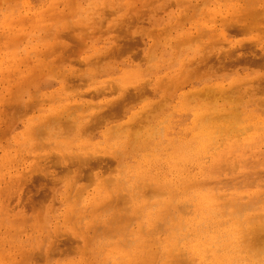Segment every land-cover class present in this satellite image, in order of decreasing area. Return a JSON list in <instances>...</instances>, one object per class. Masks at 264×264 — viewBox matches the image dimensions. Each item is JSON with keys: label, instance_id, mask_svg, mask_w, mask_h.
<instances>
[{"label": "rangeland", "instance_id": "374dc122", "mask_svg": "<svg viewBox=\"0 0 264 264\" xmlns=\"http://www.w3.org/2000/svg\"><path fill=\"white\" fill-rule=\"evenodd\" d=\"M47 1L49 0H0V34L2 37L4 36V38L0 36V264H36L37 261L41 262V264H112L104 251L110 247L108 240L114 241L117 239L115 237L119 232L117 233L114 230L117 227V224L124 225V229L118 225L119 228H121V231L117 228L120 233L123 230L129 234L131 230L137 229L138 222L137 220H132V218H129L123 212L118 213L114 211L105 204H101L98 208H95L96 212L95 209H83V205L80 202L77 204L78 199L81 201L94 194L96 186L95 179H93L94 177H91L88 181L86 178L79 181L75 178H69L78 169L77 164L70 159L63 160L62 153L58 151L60 148L56 147V144L60 141L57 135L58 133H61V123L74 122V109L68 107L65 110H60L59 115L61 116L58 117V120H56L55 123H51L50 120L45 121L47 117L43 114H45L47 110H50L52 106L57 105L56 101L50 99L51 96L49 93L54 92L60 85L64 84L67 86L66 83L68 82L71 94L75 95L77 92L75 88H77V86V89L80 91H86L90 85L99 84L98 80L101 78L104 79L106 73H108L107 76L110 74L109 71H106L107 68H115L116 66L121 65L119 62L121 61V58H129L127 51H124L121 52V58L113 55L103 58L100 60V63H98V60L94 61V59H91L93 61H88L89 57L94 58V56L97 55L94 50L96 47L95 45L100 48H107L118 42H120L118 45L122 43L125 44L129 40L130 43L135 44L133 49H136L137 55L136 57L133 56L131 60L136 64L143 63V60H141L143 54L149 55L152 64H154L156 61L158 62V59L163 53L170 56L173 53L172 50H174V48L187 49L188 43L178 41L179 35H181L179 34L180 23L174 20L171 13H178L180 16V22L184 24L182 27H186L190 30L193 37L199 36L200 33L204 35L207 28L211 25L215 30L221 29L224 25L229 26L228 29L225 26L227 29L226 33L234 40L235 44L233 45L226 44L224 42V37H217L215 33H211L207 36H213L212 38L216 39L208 42L213 48L212 53H224V56H222L224 62H230L233 59V56L230 54L235 56V60H237L236 57L243 58L244 56L246 57L247 54H250L248 56L249 58L255 56L259 57L262 54L264 55V0H185L186 2L181 3L179 7H175L174 4H169L167 7H157L156 9L155 5L148 9V2H150V0H131L130 9H132V12L134 11L135 14H128L130 16L129 18V16L126 15L125 10L123 11L122 9L123 12L120 11L121 9L119 10L120 12L118 11V13L123 14L124 16L126 15V21L127 19H131V21L129 20L130 24L128 21V24L125 23V25L127 24V28L124 24V26L122 25L124 29H122L119 35L116 32L108 30L113 15L111 14L108 17L107 13L103 14L106 12V9L104 8H107L105 6L106 3L103 2H106L107 0H79L80 3L77 0H75L76 2L74 0H72V2L70 0H51L50 7L44 8L41 15H34L33 11L36 8H41L47 3ZM66 1L70 2L69 5ZM246 2L251 5V7L245 5L247 4ZM57 3L60 4L56 6ZM124 4L125 3L122 4L124 6L122 7L125 9ZM252 4H254V6ZM72 5L76 7L77 11L73 10L74 7ZM10 6L13 7V9L10 8ZM69 6L70 8L72 7V10ZM100 8L104 9V12L102 11V13H99V11H101ZM141 8L144 9L142 10ZM146 8L150 12H148ZM14 10L17 11L15 12ZM48 10H50V12H48ZM204 10L207 12H204ZM244 11L246 13H243ZM68 12L70 15H67L69 18L67 22H70V25L74 26H70V28L68 27L69 29L67 30L65 29L68 26L65 22L67 17H64L63 14H68ZM72 12H76L77 14L75 13L74 15ZM45 14H49V16ZM56 14H58L59 17L66 18L65 21L61 22ZM92 14H94L93 17ZM102 14L104 15L103 18ZM249 14L250 16L252 14L251 18L248 17ZM32 15L35 17L34 20H32L35 21V23L30 21L33 19L31 17ZM212 16H216L215 21H212ZM254 16L255 18L253 20L252 18ZM22 18H26L24 19L25 21H23ZM53 18L55 20L58 19L60 24L65 22V27L62 28V25L58 24L59 22L54 23ZM27 19L29 22L24 23L23 25V22H26ZM80 19L83 21L85 20L88 27L90 28V26H92V28L87 30L88 27L86 25H84L85 28L82 26V28H84L82 31H88V34L84 37V40L78 44L76 41L78 40L77 37H74V35L76 36V32L77 36H79L78 31H73L74 29H78L79 23L78 26L75 24H77L76 22H79ZM256 19L258 20L256 21ZM12 20L17 21V24L15 22L13 23L16 26H13ZM18 20L22 21L23 26L21 25V22L18 25ZM99 20L101 25L98 23ZM135 20L136 22H134ZM8 21L10 22L9 24ZM247 21H250L251 24ZM30 22L35 25L37 24L36 27L35 25L32 26ZM252 22H256L254 24L259 23L255 29L248 30L252 27ZM57 24L61 26H59L60 30L65 29L66 31V35L65 33L63 35V42H66L69 47L71 46V48L76 50L73 53L74 56L72 54V58L69 57L68 60L66 58L62 62H60L62 60L60 59V55L62 54V47L64 46L61 42V45H58L57 43L58 46L52 53L48 55L47 53H43L48 50L49 46L58 42L59 35L52 33L55 37L58 36V39H54L51 36L52 34L49 33L50 29H53L55 32V25ZM51 25H54L52 26L53 28ZM98 25L102 28L99 29ZM243 25H246L248 29L245 28V30L240 31L235 29L236 26L239 28ZM93 28H97L96 30L99 31L95 32V29ZM15 31L18 33L17 40L13 37ZM67 31H69L68 34ZM213 31L214 30H212V32ZM248 31H251V33ZM11 32L13 33L11 34ZM206 34L207 33H205L204 36H206ZM54 40L57 41L55 42ZM194 40L195 41H193L192 44L197 50L192 56L195 58V61L204 63L206 61L205 56H207V46L205 47V43H202V40H200V43H196L198 41L197 37ZM18 41H21L19 45H15ZM110 41L112 42L110 43ZM214 43H216V46ZM243 43H247V45H244ZM10 46L13 47L12 54H9V50H11ZM16 48H20L18 49L19 55L17 56L14 55ZM23 53H25V56L21 55ZM189 55L190 54L187 52L183 57L186 58L187 56L186 59L189 60ZM177 58L179 59V56H177ZM57 59H59V61ZM178 59L171 58L168 63L172 64L174 63L173 61H177ZM232 61L230 63H232ZM187 63L188 65L190 64L188 61ZM237 64H234L233 69L230 67L229 70H222L221 73L220 70H216V72L210 70L211 75L209 74L208 85L209 87H215L217 86L215 83L219 82L221 83V87L224 88V91L229 90V87L232 85L237 90H240H238L239 92L235 91L236 89L234 90V94H236L238 98H217L216 101H218V105H227L228 110L234 113L235 120L232 122L234 129L231 125L230 129L232 128V130L236 132L234 133V131H230L236 139H243L247 134L251 133V130L247 128V123L242 125L239 123L240 119H236L242 114H244L243 116H246L248 112L247 106L253 102L255 103V101L264 100V91L261 92L259 85H257L258 80L261 78L262 81L264 80V68H262L261 62H258L257 65L254 63V66L249 64L246 65L247 63H245V65L244 63ZM169 66L171 67L172 65ZM83 67L85 69L84 71H81L83 70ZM77 70L79 71L78 76L80 75L79 77L81 78L79 82L80 85L78 84V80H76ZM68 74L70 75L69 78H67L69 76ZM175 74L176 76L173 74L172 76L178 79L183 76L184 73L176 72ZM81 75L84 79L86 77L85 80L88 79L89 81H87V83L85 80L82 81ZM146 76L148 77L149 75ZM231 79L234 81L235 85L234 83H230ZM191 81L194 82H188L182 85V88L178 90V94L190 91L192 87L196 85L195 83L198 82L196 80ZM148 83L151 84V81ZM71 87H73V89ZM256 87L258 88L255 89ZM234 94L233 96H235ZM109 96L110 95H103L102 98H108ZM72 97L75 96H71V98ZM156 99H158V97L154 98L150 96L146 98L144 102L150 103ZM139 101L140 100L138 99L127 100V105L133 104L135 105V108H138ZM239 111H242L241 115ZM103 123L104 122H102L100 126H103ZM47 125L52 127L51 133L48 131L46 132ZM95 130H101V127ZM68 131L69 134L72 129H68ZM259 131L264 134V123H260ZM61 137V140H64L63 137H66L67 141V136ZM221 139L218 141V145L222 147L223 140ZM46 145L47 148L45 147ZM127 147L129 146L124 145V148ZM251 151L252 153H249L250 155L248 153H246L247 155H244L248 162L250 161L249 158H251L259 165L261 169V171H259L260 174L254 172L256 175L259 174V176L257 175L255 177L254 173H249L246 178L241 171L237 174H225L224 172L219 174L218 172L216 174L217 178L208 181L209 183L207 182L208 185L206 184L205 187L208 191H214L216 193L215 203L219 207L212 212L211 216L220 217L223 221L225 220L232 223H234V216L235 219L240 218L239 221L243 223L244 228L246 229L238 230L234 234L237 238V242H248L247 236L251 235V232H254L256 235L253 233L254 236L252 235V238H259L258 242L255 241L253 243L255 245L260 244V246L262 245V247H264V229L260 230L256 226L258 223L262 222V226L264 227V138H262L258 144H254ZM102 156L104 157V154ZM53 157L55 158L53 159ZM231 157L232 156H230V158ZM68 160L72 163H67ZM232 160H234L233 162L235 164L237 163V159L235 161V158H232ZM236 165L238 166V163ZM243 165L244 167L242 165L241 167L248 168L249 164L246 163ZM49 166H52L53 168L51 167L52 169H49ZM66 168L69 169V172ZM63 170L66 173H64ZM65 175L66 177L63 178ZM53 177H55V181H53ZM254 177L255 181L253 180ZM244 180L247 182L245 183ZM23 181L24 183H22ZM258 183L260 185H258ZM245 189H248L252 193H246ZM164 198L167 197L165 196ZM230 208L235 210V215H230ZM190 209L185 210L186 213H190V215H187L188 217H192V210ZM173 211L164 216L165 221L168 222L169 217L175 215L176 211ZM254 220L257 224H254L256 227L253 226L252 228ZM113 226L116 227L114 228ZM127 227L129 228L127 229ZM248 227L251 228L247 229ZM253 229L255 230L253 231ZM143 231L145 232V230L139 229L137 232ZM242 231L245 232L242 233ZM246 231L248 232L246 233ZM159 233L161 237L169 235L165 234L167 233L165 228H162ZM248 233L250 234L248 235ZM121 234L123 235V232ZM128 234H126V239L128 238V240L127 243L125 240V243L126 245L128 244V246H131L132 244L129 240ZM115 242H117V240ZM110 244L113 243L110 242ZM147 248L149 249V252V246H147ZM262 255L264 256V254ZM149 261L150 262H148V259L146 260L136 256L134 258H129L128 264H147V262L148 264H152L153 261Z\"/></svg>", "mask_w": 264, "mask_h": 264}, {"label": "bare ground", "instance_id": "6f19581e", "mask_svg": "<svg viewBox=\"0 0 264 264\" xmlns=\"http://www.w3.org/2000/svg\"><path fill=\"white\" fill-rule=\"evenodd\" d=\"M70 1L72 2V0ZM77 1L79 2V0ZM130 1L131 0H107L106 2H103L106 3L105 6L107 8H104L106 9V12L103 11L104 9L100 8L101 11H99V13H102L103 11V14L107 13L108 17L111 14L113 15V17L111 18L112 22L108 26L109 31L116 32L119 35L122 29H124L123 26L125 25V23H127V21L129 22V20L131 21V19H127V21L125 20L126 15L131 13L135 14L134 11L132 12V9H130ZM185 2V0H150V2H148L149 7H147L149 9L150 7H154L155 5V9L157 7L164 8L169 4H174L175 7H179L181 3ZM67 3L69 5L70 2ZM123 3H125V9L123 8ZM50 4L51 0L47 1V3L44 4L41 8H36L33 11V14L36 16L41 15L44 11V8L50 7ZM59 4L57 3L56 6H58ZM245 5L249 4L247 3ZM252 5L254 6V4ZM249 6L251 7V5ZM13 7L10 6V8L12 9ZM74 8L73 10H76V7ZM122 9L123 11H126L125 16L118 13V11H122ZM245 11L243 13H246ZM48 12H50V10H48ZM204 12L207 11L204 10ZM72 13L75 15L76 12ZM65 15L63 14V16L67 17V19L64 17H59V15L58 19H60L61 22L65 21L66 19L65 22L68 26L65 29L68 30L71 26L70 22H67L69 20L68 16L70 14L68 12V14L65 13ZM93 15L94 14H92V17ZM171 15L176 22L180 23L179 34L181 35H179L178 41L188 43L187 47L189 48V50L188 48H174V50L170 49L173 51V53L170 55L172 57H170L166 53H163V55H161L159 59L157 58L158 62L156 61L154 64H152L149 55L143 54L141 56V60H143V63L136 64L131 60L133 56L136 57L137 55L136 49H133L135 47V44L130 43L129 40L125 44L122 43L118 45V43H120L118 42L115 45H111L107 48H100L99 46L95 45L96 47L94 50L97 55H95L94 58L89 57L88 61L94 59V61L98 60V63H100V60H102L103 58L113 55L121 58V52L124 51H127L130 59L121 58V61H119L121 65H118L115 68H107L106 71H109L110 74L107 76L108 73H106V77L104 76V79L101 78L100 80H98L99 84L92 86L90 85L86 89V91H80L79 89H77V86V88H75L77 92L75 93V95H73L70 92V85H68L69 82L66 83L67 86H65L64 84L58 86L54 92L49 93V95L51 96L50 99L52 101H56L57 105L52 106L50 110H47V112L43 114L47 117L45 121L50 120L51 123H55L56 120H58V117L61 116L59 115L60 110H65L68 107L74 109V122H63L60 125L61 133H58L57 135L60 141L57 142L56 147L60 148L58 151L62 153L63 160L70 159L77 164L78 169L74 172V174L71 177H69L68 175L70 179L75 178L80 181L81 179L86 178L88 181L91 177H94L93 179H95L96 184L94 194L92 196H88L86 199H82L81 201L80 199H78V203H76L79 204L80 202L83 205L82 208L88 210L98 208L101 204H105L107 207L113 209L114 211L118 213L123 212L129 218H132V220L134 221L137 220L138 222V227L137 229L135 228L136 230H131L129 234L128 232H124L122 230L123 235L121 234L122 232L120 233L121 228H119L118 226L120 225L123 228V224L118 223L117 227L115 226L116 228L113 226L115 228V232H119L115 237L117 238V242H115L116 240H108V244L110 245V247H108V249L104 251L106 252V256L112 262V264H128L129 258H134L136 256L146 260L148 259V262H150L149 260H152V264H264V256L262 255L264 254V247H262V245L260 246V244L255 245L253 243L255 241L258 242L259 238H252V235L254 236L255 234L254 232V234L251 232V235H249L250 233H248V242H237V238L234 234L238 230L246 229L244 228L243 223L239 221L240 218L235 219L234 216V223H232L225 220L223 221V219L220 217L211 216L212 212L217 210L219 207L215 203L216 193L214 191H208V189L205 187L208 181L215 180V178H217L216 174L218 172L219 174H222V172H224L225 174H237L241 171L247 178V175L249 173H259V171H261L259 165L256 164L251 158H249L250 161L248 162L244 154H251L252 146H254V144H258L261 139L264 138V134L259 131L260 123H264V100L260 101L257 99V102L255 101V103L253 102L252 104L247 106L248 112L246 116H243L244 114H242V111H239L240 115H242L238 116L236 120L240 119L239 123L242 125L247 123V128L251 130V133L247 134L243 139L239 137L242 140L236 139L230 131L232 130V128L230 129V125L231 127L234 126H232V122L235 120V117L233 115L234 113L228 110L227 105H218V101L216 100L217 98L225 99V97H227L226 99H230L231 97L236 98L237 96L236 94H234V92H239L240 90L238 89V91L232 85L229 87V90L224 91V88L221 87V83L217 82L215 83L217 86L209 87L208 82L209 74L211 75V71L216 72V70H220L221 73L222 70L227 71L225 69L229 70L230 67L233 69L234 64H237V62L238 64L244 63L245 65V63H247L246 65L249 64L252 66H254L255 64L257 65L258 62H261L262 68H264V55L262 54L259 57L254 55L258 58L257 59L253 56V58H249L248 56L250 54H247L246 57L243 55V58L236 57L237 60H235V56L233 54H230L233 56V61L231 60L232 63H230L231 61H227L229 64L227 62H224V60L222 59L224 53H212L213 48L208 42L214 41L216 39L212 38L213 36H207L211 33H215L217 37L223 36L224 42L226 44L233 45L235 44V42L226 33L229 26L224 25L221 29L215 30L211 25L207 28L206 31L204 30L205 33H207L206 36H204L205 33L204 35L200 33L201 35L199 34V36H196L198 38V41L196 43H200V40H202V43H205V47L207 46V56H205L206 61L204 63L197 62L192 56V54H194V52L197 50V48L192 44V42L195 41L194 39L196 37H193L192 32L186 27H182L184 24L180 22V16L178 15V13H171ZM47 16H49V14ZM251 16L249 14L248 17L251 18ZM31 17L33 19H31L30 21L34 20L35 17L33 15ZM103 17L104 15L102 16V18ZM254 18L255 16L252 19L254 20ZM24 19L23 21H25ZM58 19H56V21L53 18L54 23L59 22L58 24H60V21ZM211 19L212 21H215L216 16H212ZM257 20L258 19H256V21ZM14 22L17 24V21H13L12 24ZM20 22L22 25V21L19 20L18 25L20 24ZM28 22L29 21L27 19L26 22H23V25L24 23ZM32 22L35 23V21ZM32 22H30L31 25H35L32 24ZM65 22H63L64 24H60L62 25V28L65 27ZM134 22H136V20ZM247 22L251 24L250 21ZM9 23L10 22L8 21V24ZM76 23L77 24L75 25L78 26L79 23V26L78 29H74L73 32L78 31L79 36H77L76 32V36L74 35V37H77L78 40L76 41L78 42V44H80L79 42H82L84 40V37L88 34V31H82L85 28L84 25H86L87 27L88 25L85 20L83 21L81 19ZM98 23L100 24V20ZM254 23L252 24V27L250 29H248L246 25L239 27L240 24L238 26L239 28H237L236 26L235 29L239 31L245 30V28L248 30H253L257 27L258 24ZM57 25H55V32L53 31V29H50L51 32L49 31V33H55V35H59V39L61 40L58 39V36L55 37L52 34V38H57L58 42H56L57 40H54L56 43L54 42L55 44L49 46L48 50L43 53H47V55L52 53L61 42L64 46L62 47V54L60 55V59H62L60 62H62L66 58L67 60L69 59V57L72 58L74 56L73 53L76 50L71 48V46L69 47L66 42H63V35L64 33L66 35V31L65 29L60 30L61 26ZM13 26L16 25L13 24ZM52 26L54 25H51V27ZM73 26L74 25H72L71 27ZM82 26L84 28H82ZM225 26L227 27V29ZM98 27L99 29L102 28L99 25ZM90 28H92V26H90ZM90 28L88 27L87 30ZM96 29L95 32L99 31ZM212 30L214 31L212 32ZM68 32L69 31H67V34ZM12 33L13 32H11V34ZM249 33H251V31ZM14 34L15 35L13 37H15V40H17L18 33L15 31ZM2 38H4V36ZM20 42L18 41V43H16L15 45H19ZM111 42L112 41H110V43ZM247 43L243 44L247 45ZM214 44L216 46V43ZM12 48L13 47L10 48L11 50H9V54H12ZM18 49L20 48H16L15 51L13 50L14 55L16 56L19 55ZM187 52L190 54L188 56L189 60L186 59L187 56L186 58L183 57V55ZM21 55L25 56V53ZM177 56H179V59L177 58ZM171 58H176L178 60L173 61L174 63L172 64H169L168 61ZM57 60L59 61V59ZM187 61L190 62V66L188 65ZM169 65L172 66L170 67ZM84 67L81 71H84ZM176 72H182L184 74L180 78L176 79L174 76H172V74L176 76ZM76 73V75L78 76L79 71L77 70ZM146 75L149 76L147 77ZM77 76L76 80H78L79 84L81 78L79 77L80 75L78 77ZM69 77L70 75L67 78ZM85 79L82 77V81ZM261 79L258 80L257 85H259L260 91L263 92L264 80L262 81ZM191 80H196L198 82L195 83L196 85L192 87L190 91L178 94V90L182 88V85L188 82H194ZM85 81L87 83V81L89 80L87 79ZM150 81L151 84L148 83ZM230 83H234V81L231 79ZM73 87L71 88L73 89ZM257 88L258 87H256L255 89ZM233 94L235 96H233ZM103 95L110 96L108 98H102ZM71 96L75 97L71 98ZM150 96L154 98L158 97V99L150 103H145V99ZM131 99L140 100L138 108H135V105L133 104L127 105V100ZM102 122H104V125L100 126ZM48 127L49 125L46 126V132L48 131L49 133H51L52 127ZM100 127L101 130H95ZM68 129H72L69 134ZM235 132L236 131H234V133ZM61 136H67V141L66 137H63L64 140H61ZM220 139L223 140L222 147L218 145V141H220ZM124 145H128L129 147L124 148ZM45 147L47 148V145ZM103 154L104 157L102 156ZM230 156L232 157L230 158ZM54 158L55 157H53V159ZM232 158H235V161L237 159L238 166L236 165L237 163L235 164L233 162L234 160H232ZM68 162L70 161L68 160L67 163ZM246 163L249 164L248 168H243V164ZM241 165L243 167H241ZM51 167L49 169L53 168ZM66 170H68L69 172V169L66 168ZM64 173L66 172L64 171ZM255 173V177L257 175L259 176L260 174L259 173L256 175ZM55 177H53V179ZM59 177L57 178L61 179ZM64 177H66V175L63 176V178ZM255 177L253 178V180L255 179ZM53 181H55V179ZM246 182L247 181H245V183ZM22 183H24V181ZM258 185L260 184L258 183ZM245 191L246 193H252L248 189H245ZM165 196L167 198H164ZM187 209L192 210V217L187 216L190 215V213H186L185 210ZM173 210L176 211L175 215L169 217L168 222L165 221L164 216L166 214H169ZM229 211H231V216L235 215L234 209L230 208ZM255 222L256 221L254 220L252 228L254 224H257ZM256 226L260 230L264 229V227L262 226V222L258 223ZM129 227H127V229ZM117 228H119L120 231ZM162 228H165L167 230V233L165 234H169L168 236H160L159 231H161ZM250 228L248 227L247 229ZM139 229H143L145 230V232H137ZM254 230L255 229H253V231ZM243 232L245 231H242V233ZM247 232L248 231H246V233ZM126 234L129 235V240L132 244L131 246H128V244L126 245L128 240V238L126 239ZM110 242H112L113 244H110ZM147 246H149L150 248L149 252ZM147 257H149L150 259Z\"/></svg>", "mask_w": 264, "mask_h": 264}, {"label": "snow or ice", "instance_id": "6c2138e0", "mask_svg": "<svg viewBox=\"0 0 264 264\" xmlns=\"http://www.w3.org/2000/svg\"><path fill=\"white\" fill-rule=\"evenodd\" d=\"M36 264H41V262L37 261Z\"/></svg>", "mask_w": 264, "mask_h": 264}]
</instances>
